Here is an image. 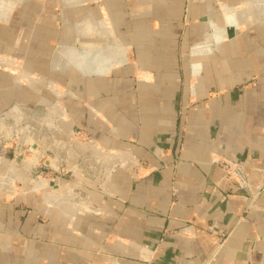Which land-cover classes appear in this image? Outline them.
Returning <instances> with one entry per match:
<instances>
[{"label": "crops", "instance_id": "0c3cea01", "mask_svg": "<svg viewBox=\"0 0 264 264\" xmlns=\"http://www.w3.org/2000/svg\"><path fill=\"white\" fill-rule=\"evenodd\" d=\"M245 1L0 0V61L17 69L0 67V124L65 94L66 124L118 156L47 204L0 187V264H264V22L230 14ZM77 21L105 31L81 40L106 49L97 71L56 59ZM4 137L0 177L21 161Z\"/></svg>", "mask_w": 264, "mask_h": 264}, {"label": "rangeland", "instance_id": "374dc122", "mask_svg": "<svg viewBox=\"0 0 264 264\" xmlns=\"http://www.w3.org/2000/svg\"><path fill=\"white\" fill-rule=\"evenodd\" d=\"M261 2L264 4V0H261ZM250 3L255 2L253 0H246L240 7L231 10L230 14L234 15L235 17L238 16L240 19V10H243L244 8L249 9L251 7ZM72 23L73 24H71V27L73 26L74 30L78 28V26H80L79 21ZM251 23L253 24L262 22L253 21L247 24ZM262 25L264 26V23H262ZM66 30V32L68 33H66L62 44L60 43L56 46L55 52H57L58 49L61 47H72L74 44L76 45V43H79L78 39L74 40L73 38L74 31H72V28L71 30H68L66 28ZM93 36L96 37L94 33L92 34V38H94ZM102 48L99 47L101 51H97L98 49H95L93 52H96L97 54L99 52L101 53ZM7 69L13 70L11 67H8ZM70 69L76 70L77 68L71 65ZM24 74H27V72H25ZM26 79L27 78H25V80ZM28 80L30 82L29 78ZM49 83L50 82L45 83V88L52 94V91L49 90ZM42 87L43 86L40 87V94L41 97H44L46 95V92H43L44 88ZM58 96L61 97V94H59ZM62 98H55L53 103L52 99H50V105L45 106L40 104V106L38 107H32L28 106V104H25L26 107L21 108L23 113L20 111L24 115V119L19 124L21 126L19 129H17L16 121L13 120L15 119L12 117L14 116V114L10 116V118L12 117L13 119L7 120L6 124H0V143L6 140L5 137L2 139V137L5 135H16V138L18 139V141L15 143L12 141L14 143L13 145H16V149L21 150L20 153L22 154V157L20 163L18 164L22 165L24 163L28 165L30 162H35L31 172H27L24 170L18 176H16L15 180L13 181V184H16L17 186L15 187L16 190L20 192H26V190L36 192V194L41 196V199H43V202L46 204V199L55 196V193L52 191V186H69V184L71 183L78 184L81 179H83V181H87L88 183L97 185L101 183V180L104 177L102 175H104L105 170H109V168L112 167V165L108 163L97 162L91 157L87 158L77 150V147L75 146L77 144L85 147H90L96 144L85 136L76 135V132L72 130L71 125L66 124V121L69 119V113L66 107L64 108L66 110L65 118L67 120L64 119L62 121L63 118L58 119L56 123L58 124V128L53 130V125L49 126L48 129L47 127L41 125L39 126V124L44 125L46 123L45 121L48 122V120H51L49 119L51 111L61 112V107L59 106V103L63 102ZM56 107H60L58 111H56ZM7 112L9 113L10 110ZM32 141L37 144L36 148H32V146H34L30 143ZM8 143H11V141H8ZM73 143H75L74 146L72 145ZM71 157L73 158L72 162H70ZM9 173L1 175V177L7 178ZM38 184H40V189H38ZM6 186H9V184H7ZM7 191L9 192V190Z\"/></svg>", "mask_w": 264, "mask_h": 264}, {"label": "bare ground", "instance_id": "6f19581e", "mask_svg": "<svg viewBox=\"0 0 264 264\" xmlns=\"http://www.w3.org/2000/svg\"><path fill=\"white\" fill-rule=\"evenodd\" d=\"M81 1L82 0H67L69 5H73V6L79 5V2H81ZM253 1L255 2L257 0H253ZM262 2L258 3V5H256L255 3H250L251 7L249 9H246V10H240L239 15L240 16L245 15V16H248L249 18L252 17L255 20L258 18L260 21L264 22V4ZM231 24L235 25L234 19H232ZM100 29H101L100 27L95 26L91 23L89 25H83V26H79L78 28H76L74 30V33H73V35H74L73 38H74V40H76V39L79 40L78 45L76 43V45L74 44L72 47L65 46V47L59 48V52H57V54H56V56H57L56 59H58L62 65L71 64L74 67H76L77 69H79L80 71H82L83 73H86V72L89 73L90 72L89 71L90 67H88L89 65L94 66V68H92V70L95 69L97 71L98 67H100L102 65L101 61L105 57V50L106 49L104 48L105 50H103V48L101 47L104 52L102 51L101 53L99 52L97 54L96 52H93V51L95 49H99L100 44L97 45L96 43H89V42H83L82 43L81 40L87 41V39H89V37L92 36L93 33L99 37H101V36L103 37V34L105 33V31L100 30ZM108 53H111V52H108ZM118 63H120V60L116 62V64H118ZM0 67L1 68L11 67L13 69H16V66L14 63L7 62L6 60L0 61ZM24 73L25 72H22V70H20L19 78L21 81L25 82V84L28 83V85H32L37 90H39V88L41 86H44L45 80H42V79L39 80V79H35V78H34L35 79L34 80V79H32V76L30 74H24ZM25 78H27V79L25 80ZM28 78L30 79V82H29ZM48 85H49L50 90L53 91V93H55L56 95L60 94L59 88H57L54 84L49 83ZM12 113L15 114L14 116H12L15 119H13L12 117L9 119L15 120L17 129H19L21 127L19 124L24 119L23 118L24 115L18 109L12 110ZM63 114L64 113H61V112H52L51 111V114L49 117V119H51V120H48V122L45 121L46 123L44 125L39 124V126L41 125V126L47 127V129H48L49 126L54 125L53 130H55L56 128H58V124H56L57 120L62 119L64 117ZM55 125H57V126H55ZM25 143H26V141H25ZM30 143L34 146L37 145L34 141H32ZM74 144L75 143H73L72 145L74 146ZM75 146L77 147V150L81 154H83L85 157H87V158L91 157L93 160H96L97 162L108 163L110 165H113L114 163L118 162V156L117 155L115 156V155H112L108 152H105L97 145L85 147V146H81V145L77 144ZM21 157H22V154L20 155V158ZM72 159L73 158L71 157L70 162H72ZM34 164H35V162H30L28 165L24 164V163L22 165L18 164V163H14L13 168L11 169L7 178L0 177V187H4L7 184H9V186L12 185L16 176H18L24 170L27 172H31L32 168L34 167Z\"/></svg>", "mask_w": 264, "mask_h": 264}, {"label": "built area", "instance_id": "2783aa9c", "mask_svg": "<svg viewBox=\"0 0 264 264\" xmlns=\"http://www.w3.org/2000/svg\"><path fill=\"white\" fill-rule=\"evenodd\" d=\"M220 166L226 171L227 175L229 178L234 179V177H237V173H238V167L233 165L231 162L228 161H224V160H220L219 161ZM232 167H234L232 169ZM264 191V185L258 189L256 192H254L252 195H254V197L258 198L259 195Z\"/></svg>", "mask_w": 264, "mask_h": 264}, {"label": "water", "instance_id": "95a60500", "mask_svg": "<svg viewBox=\"0 0 264 264\" xmlns=\"http://www.w3.org/2000/svg\"><path fill=\"white\" fill-rule=\"evenodd\" d=\"M226 31H227V35H228L229 39H232L235 36V29L233 27H227ZM77 45H78V43H77Z\"/></svg>", "mask_w": 264, "mask_h": 264}]
</instances>
